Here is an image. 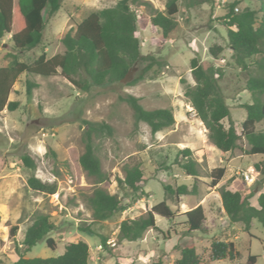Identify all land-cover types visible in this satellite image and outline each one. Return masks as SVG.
<instances>
[{"label":"rangeland","instance_id":"obj_1","mask_svg":"<svg viewBox=\"0 0 264 264\" xmlns=\"http://www.w3.org/2000/svg\"><path fill=\"white\" fill-rule=\"evenodd\" d=\"M118 0H62L61 7L47 18L43 43L20 54V59L31 61L44 51L47 56L64 52L62 38L74 31L77 24L93 11L113 6ZM159 10H164L167 0H150ZM234 0H217L213 10L210 4L185 9L181 5L178 15L179 27L173 38L166 39L146 19L139 22V37L142 52L153 53L166 65L159 75L143 79L136 84L128 82L108 86H93L85 92L58 73L52 76L22 74L13 85L10 100L18 101L15 110L5 108L0 112V264H12L19 255L26 257H52L64 252L65 245L84 240L90 247V264H173L179 246L196 245L205 264H245L249 254L256 256L252 264H264V225L253 219L248 230L242 223H231L225 214L221 189L228 181L243 183L244 192L254 191L250 198L264 191V175L254 164L264 159L263 155L248 154V141L242 138L239 147L223 153L209 137L204 122L196 115L190 100L185 95L188 86L196 83L191 72L190 60L198 56L207 66L213 62L221 66L224 75L220 85L231 108V116L238 131L246 117L244 102H252V93L246 88L248 71L233 59L228 46L226 29L221 16L226 12L225 3ZM245 6L259 9V0H242ZM261 16L259 11L258 17ZM220 44L224 51L220 59H213L209 47ZM11 34L0 40V65L9 59L4 56L15 52ZM248 62L255 73L257 66ZM139 67L133 70V78ZM37 82L32 95L26 92V79ZM133 94L147 109L171 108L175 123L156 133L143 121L136 123L133 110L119 97ZM83 119L106 121L114 127L113 136L100 141L98 151L102 169L111 175L109 181L100 185L111 193H118L123 202L130 199L131 192L122 190L116 180L125 176V166L140 163L146 175L142 183L147 192L123 212L110 219L94 221L87 197L96 186L93 177L82 168L79 157L85 150ZM228 126V119H224ZM264 128V122L257 129ZM189 147L196 159L198 176L188 175L175 163L180 149ZM30 155L34 169L25 166L22 156ZM217 166H226L222 180L212 186L210 172ZM169 167V168H167ZM251 172L254 180L247 182L240 174ZM36 175L45 181L56 180V193L47 194L31 189L28 178ZM187 184L196 192L181 197L176 203L167 196L164 184ZM168 197L167 202L176 211L174 220L157 215L158 228L146 232L136 241H119L120 223L127 218L143 215L154 204ZM202 204L206 212V231H189L185 223V211ZM38 212L50 215L56 224L49 233L56 246L46 240L39 241L31 250L23 246L26 229ZM18 227L14 235L11 227ZM89 226L93 232L81 230ZM168 232H170L168 234ZM101 236L107 245H101ZM213 239H232L240 256L229 259L209 260V245Z\"/></svg>","mask_w":264,"mask_h":264},{"label":"trees","instance_id":"obj_2","mask_svg":"<svg viewBox=\"0 0 264 264\" xmlns=\"http://www.w3.org/2000/svg\"><path fill=\"white\" fill-rule=\"evenodd\" d=\"M242 0L225 3L226 12L220 17L226 29L228 46L235 62L248 71L246 88L252 93V102H244L246 117L238 131L231 116L230 105L226 101L220 85L224 75L221 66L213 62L205 66L198 56L190 60L191 72L196 83L185 90L196 115L204 122L213 144L223 153L239 147V141L245 138L249 149L248 154L264 156V128L257 129L264 122V0L260 1L259 9L245 6L241 10L238 4ZM62 0H0V40L11 34L15 52L4 56L9 59L0 65V112L5 108L15 110L19 102L10 100L13 85L20 75L52 76L58 73L66 77L80 90L88 92L93 86L120 84L121 79L130 68L139 67L138 73L128 82L133 85L143 79L156 78L168 63L153 53L142 52V41L139 37V22L149 21L160 30L166 39L173 38L179 27L178 15L181 5L185 9H193L210 4L214 10L217 0H167L165 9L159 10L150 0H118L110 7L93 11L84 17L74 31H69L62 38L64 52L48 57L44 51L31 61L20 59V54L28 52L43 43L47 16H51L61 7ZM236 7L238 10H236ZM259 11L261 16L258 17ZM224 47L214 44L209 47L213 59H220ZM249 59L257 66L252 71ZM26 92L32 95L37 82L27 78ZM132 108L136 123L146 122L153 133L168 128L175 123L171 108L147 109L140 98L133 94L120 96ZM228 119V126L224 119ZM86 128L83 131L85 150L79 162L87 174L94 178L96 186L88 195L87 201L92 209L93 220L103 221L112 218L132 206L147 194L142 183L146 175L140 163L125 166V176L116 180L122 190L131 192L130 199L123 202L118 193H111L100 184L109 181L111 175L102 169L98 151L100 141L113 136L114 127L106 121L83 119ZM25 166L34 169V159L25 154L22 156ZM175 163L179 164L188 175L198 176L197 161L189 147L180 149ZM257 171L264 175V159L254 164ZM169 168V167H167ZM226 174V166H217L210 172L212 186H216ZM28 186L36 191L53 194L57 192L58 182L45 181L36 175L28 178ZM167 196L174 198L178 204L183 195L196 192V186L190 190L187 184H164ZM244 185L239 181H228L221 189L222 206L231 223H242L248 230L253 219L264 225V191L250 198L254 191L244 192ZM168 197L154 204L147 212L136 218H127L120 223L119 241H136L144 237L152 228H158L157 215L174 220L177 216L167 202ZM189 231H206V212L202 204L182 213ZM56 224L50 215L38 212L26 229L23 246L29 251L39 241L55 247L56 242L49 233L55 230ZM18 227H11L14 235ZM81 230H93L89 226H81ZM170 232H168L169 234ZM101 245H107V238L101 236ZM179 257L173 264H205L195 244L179 246ZM209 260L229 259L234 261L240 256L236 244L230 239H213L209 245ZM256 256L249 254L245 264H252ZM12 264H90V247L84 240L72 241L65 245L64 252L52 257H19ZM156 264H162L159 260Z\"/></svg>","mask_w":264,"mask_h":264},{"label":"water","instance_id":"obj_3","mask_svg":"<svg viewBox=\"0 0 264 264\" xmlns=\"http://www.w3.org/2000/svg\"><path fill=\"white\" fill-rule=\"evenodd\" d=\"M133 70H135V67H132L129 69L127 74L121 79L122 82H129L133 79Z\"/></svg>","mask_w":264,"mask_h":264},{"label":"built area","instance_id":"obj_4","mask_svg":"<svg viewBox=\"0 0 264 264\" xmlns=\"http://www.w3.org/2000/svg\"><path fill=\"white\" fill-rule=\"evenodd\" d=\"M236 10H238V8L236 7ZM240 174L243 176V178L247 181V182H251L254 180V177L251 175V172L248 171H242L240 172Z\"/></svg>","mask_w":264,"mask_h":264},{"label":"crops","instance_id":"obj_5","mask_svg":"<svg viewBox=\"0 0 264 264\" xmlns=\"http://www.w3.org/2000/svg\"><path fill=\"white\" fill-rule=\"evenodd\" d=\"M230 240H232V239H230ZM235 242V241H234ZM236 244V243H235ZM179 257V256H178Z\"/></svg>","mask_w":264,"mask_h":264}]
</instances>
